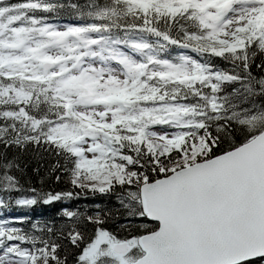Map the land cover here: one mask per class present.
Wrapping results in <instances>:
<instances>
[{
  "label": "snow or ice",
  "instance_id": "6c2138e0",
  "mask_svg": "<svg viewBox=\"0 0 264 264\" xmlns=\"http://www.w3.org/2000/svg\"><path fill=\"white\" fill-rule=\"evenodd\" d=\"M0 264H264V0H0Z\"/></svg>",
  "mask_w": 264,
  "mask_h": 264
},
{
  "label": "trees",
  "instance_id": "16d2710c",
  "mask_svg": "<svg viewBox=\"0 0 264 264\" xmlns=\"http://www.w3.org/2000/svg\"><path fill=\"white\" fill-rule=\"evenodd\" d=\"M37 211H38V212H42V211H45V210H42V209H38Z\"/></svg>",
  "mask_w": 264,
  "mask_h": 264
}]
</instances>
